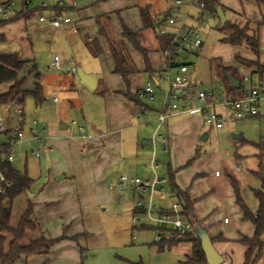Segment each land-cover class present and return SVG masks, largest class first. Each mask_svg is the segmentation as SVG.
<instances>
[{
	"label": "crops",
	"instance_id": "0c3cea01",
	"mask_svg": "<svg viewBox=\"0 0 264 264\" xmlns=\"http://www.w3.org/2000/svg\"><path fill=\"white\" fill-rule=\"evenodd\" d=\"M16 1L18 2V5H20V9L22 8V11L20 12L21 16H18L11 21H7V23L15 21L18 18L27 20L29 23L33 21L30 24L32 25L34 23L37 30L48 36L53 35V37L61 41L69 42L71 47L76 46L77 37L83 38L84 45V41L87 39L89 41H96L100 46L101 54L95 58L101 60L106 70L104 78L101 81L96 80L97 84L95 89L100 87L102 91L100 95L103 98V109L98 107V109L101 110L100 112L95 111L92 114V111H89L91 112L89 115L82 110V119L84 122L80 121L79 124L76 121L73 122V127H71L69 132L65 135V143L64 141L60 142L65 144L66 148H69L70 146H73V148L76 149L78 148V162L77 164H74L73 169L68 173L69 175H63L61 173L62 176H59L62 177V179L67 177L70 179L66 189L59 191V188H56L57 186L50 184L47 186V190L51 189L54 191L56 188L57 191L52 193L53 199H56L63 191H65L64 201L71 203L75 210L87 208L90 204L96 210H105L107 207L114 204V196L110 192L114 190L113 188L108 187V182H114L117 180L118 176L122 175L137 176L136 178L143 181H151L153 179H150L152 172L148 168L153 156V147L147 142L150 138L148 131L157 128V117L163 101L159 102L158 99L155 100L154 91L153 98L150 101L141 97L142 101L140 104L127 99L123 94L127 88L124 81L120 76L113 73L114 65L108 46L111 44L115 48L120 58L123 60L125 67L129 70V90L132 94L135 91H139L138 94L140 97L142 89L147 83L154 84L156 88H159L161 85L160 74L166 70V60L158 43V29L157 26H155L156 13L150 9V4H142L140 0H97L94 3L80 7L76 10L75 14L78 22L72 20L73 23L64 29L54 30L38 25L34 20L38 1L34 3L33 0V5L29 6L28 9L20 4L21 0ZM143 7H148L150 9L154 20L153 27L147 30H142V22L139 15V8ZM63 8L64 7L56 6L54 8V14L51 16L55 15V10H63ZM32 10L34 11L32 17L30 19H24L26 18H23L24 13ZM217 10L222 11V7L219 3ZM70 11L72 10L63 12L68 16ZM132 11L138 13V22H131L128 19ZM114 13L119 14V17L123 16L122 18L126 20L128 28L132 32L138 33L141 46L147 50L146 59L151 73L145 72L146 65L143 56L130 44V42L121 37V25L118 35H116L111 29L112 27L109 21V16H113L112 14ZM235 20L243 21L244 24L246 23V19L242 15H238V18ZM93 24H99L104 33V38L99 37L97 28L94 29ZM249 28L253 32L256 30L259 38V29L256 28L255 25L250 24ZM28 38V31L26 29L20 31L17 36L19 43L18 48L21 50L17 54L23 60H31L22 57V53L26 49L25 47L31 46V44H26ZM234 48L235 50L245 49L250 53L246 58L238 56L240 59L246 61L257 60L245 46ZM88 53L90 54L89 51ZM236 57L237 56H235V60L232 64L215 62V65L236 69L239 82L242 81V84L245 85L244 87L247 88L244 78L254 81L250 77L254 68L247 67L244 64L237 62ZM183 58H185V56H183ZM259 61L262 63L264 62L263 52H261L259 56ZM177 65H185L187 67L186 64ZM230 81L232 84L231 89H229L223 81L221 94L217 97L215 95L213 96L214 106L212 111L221 117H223V115H225V118L228 116V118L234 122L238 120L232 118L230 109L223 106V103L234 100V98L239 99L243 95L244 89L242 90L241 88H238V81H234V79H231ZM235 83L238 84V86H235ZM84 87L85 86L82 85L81 91H85ZM191 88H193V86L180 94L183 96H189L188 90ZM263 94L264 90L261 95ZM189 97H191V99L185 101V103L192 102V105L187 106V104H182L181 101H179L180 104H177L176 109L168 114L164 124L158 130V136L160 138L155 141V162L156 156L159 153H161L162 158L167 160V163L164 166L160 165L162 169L161 175L165 172L167 179L160 176L158 177L166 179L170 187L169 174L171 173L173 175V183L178 190L193 202L191 215L193 216L192 218L195 224V229L197 231L198 228H201L208 234L214 249L223 260L221 264L226 262L228 264H240L242 254V264H244L246 247L240 243V240L243 238H252L254 235V228L250 222L243 219V215L236 205L232 187L226 178V166L223 160V155L219 151L213 149H208L207 151H202V149H200V138L204 134L205 127H214L205 123L203 111L200 108L202 103L198 101L195 103L192 101L194 98L193 95ZM257 116L252 118H256ZM23 122L24 115L22 122H19V130L23 128ZM33 124H35V122ZM60 125H64L65 128L61 129ZM68 128L69 127L64 123L59 124V129L62 131L68 130ZM53 129L52 126V134L49 136L48 142L50 143V141H54L55 147H58L59 145L61 146L62 144L59 142V139H56L55 136H57V134H55ZM215 130L219 131V135H223L224 127ZM240 138L238 141L246 143L245 140H240ZM45 144H47V139ZM44 147H42L41 150H38L43 151L42 154L46 153ZM47 151L48 153H51L52 148L47 147ZM235 171H238V169L236 168ZM253 173L254 171L251 172V175L257 179ZM76 176H78V181H80L79 185H76L75 181H72ZM232 177L235 178L234 176ZM237 180V182L246 181V177L244 175H239ZM258 186V189H260V181L258 182ZM258 189H252V194L253 190ZM131 190L133 193H136L133 189ZM170 193L172 198L175 199V202H177L172 192ZM36 195L37 194L34 196ZM118 197L120 199L122 196ZM243 202L245 205L249 206L247 208L250 212L253 214L257 213L259 204L255 197L254 200H250V203H247L244 200ZM172 204L173 203L169 204L168 207L160 208L166 210ZM132 217L133 203L131 220ZM34 220L39 225L41 233L46 238L56 240L55 237L58 239L60 236L62 239L52 246L50 253L47 256H31L28 258H21L20 261L25 264H78L77 254L72 253V256L69 257L66 252L67 250H73L70 242L72 239H76L79 234L70 235V237L65 236L64 234L62 237L61 235H54L53 238H51L44 233L40 219L34 217ZM132 225L133 229L136 228L140 231H150L149 233L152 231L155 237L154 227L146 224L142 227H134L133 223ZM125 231L126 230L123 232L125 233ZM139 235H137V237L131 235V244H133V241L144 246L149 244V240H145L141 236L142 234ZM145 235L147 234H143V236ZM152 241L153 244H155L154 240ZM155 245L156 247L148 245L147 249L139 248L140 251H146L145 256L141 255L138 257L139 261L136 257L128 258L122 264H187V259L192 253V245L188 241L179 242L170 249H162L157 244ZM235 253L237 260H234ZM130 260L134 261V263L130 262Z\"/></svg>",
	"mask_w": 264,
	"mask_h": 264
},
{
	"label": "rangeland",
	"instance_id": "374dc122",
	"mask_svg": "<svg viewBox=\"0 0 264 264\" xmlns=\"http://www.w3.org/2000/svg\"><path fill=\"white\" fill-rule=\"evenodd\" d=\"M42 1L49 7L47 10L42 11V13L45 16H51L54 14V8L56 6H68L71 0H64L63 3H58L57 0ZM95 1L97 0H76V7L69 12L68 16H70L74 22H78L75 14L76 10L94 3ZM140 1L142 4L148 3L151 5L150 9L156 13L155 23H159L164 19L166 21L168 18L166 14L170 12L172 17H176L180 22L188 27H192L197 32L202 44L201 47L191 49L187 46L186 51L181 53L175 61L177 64L187 65V76L189 80L196 85L188 90L189 96L193 95L194 98L192 101L195 103L197 101L201 102L202 105L200 108H203L205 102L197 98L199 92L211 90L213 96L215 95L216 97L221 94L223 75L222 72L217 69L215 62L232 64L235 60V56L246 58L250 53L245 49L238 48L239 50H235L231 45L223 43L221 41L223 34L216 30V27L220 24L219 18L213 14L202 13L201 9L194 4H190V0H186L179 10L174 5V0ZM216 1L221 5L227 21L235 24L239 23L240 25H238L243 27L245 25L243 21L235 20L238 18V15H242L250 25H255L256 28L259 29L260 43L263 47L264 5L258 6L253 0ZM35 2H37V0H34V3ZM201 14L203 15L202 17ZM112 15L113 16H109L111 29L118 35L120 22H123L126 26L127 23L126 20L122 18L123 16L119 17L117 13ZM35 17L36 14H34V20ZM128 19L131 22H138V13L132 11ZM30 23L27 20L18 18L9 23L4 22V25L0 28V32L5 35V42L0 44L1 53H19L21 50L18 48L19 43L17 36L20 31H24L25 29L28 31L29 38L26 44H31V46L25 47L26 49L23 51L22 57L24 59L29 58L36 64L37 73L39 74L38 83L41 86L42 96V102L40 103H37L32 96L28 95L25 97L24 104L21 107L13 105L0 106V118L4 121L6 130L19 129L20 123L18 122V118L20 113H18V111H21L22 115H24V122L22 123L23 128L21 129L23 140L13 147L12 167L19 173L23 174L26 172L27 177L33 182L25 193L14 200L10 219L11 226L15 227L17 225L21 214L24 212L27 205L30 204L34 217L40 219L42 229L47 236L53 238L54 235H61L62 237L64 234L70 237V235L79 234L76 239H72L70 242L73 250H67L66 252L69 257L72 256V253H76L78 264H122L128 258L135 257L139 261L138 257L146 255V251H140L139 248L147 249L148 245L155 247L156 245L153 244L152 241L154 240V233L152 231L149 233L150 231L133 229L131 210L132 203L139 199L140 194L138 192L133 193L131 189H128L123 194L110 191L114 196V204L102 211L96 210L91 204L87 208H82L80 210L73 209L71 203L64 201L65 191L56 198H59L58 200L53 199L52 193L57 191L56 188H59V191L66 189L70 180L67 176V178L58 182H56L55 179L62 176V174L66 175L70 173L74 164L78 162V148H73V146L66 148L65 144H62L60 141H64L65 143V135L69 132L70 128L73 127L74 121L78 124L80 121L84 122L82 119V110L89 115V113H91L89 111H92V114L95 111L100 112L101 110H99L98 107L103 109V98L100 95L102 93L100 87L91 90L84 85L85 91H81L82 85L79 83L78 76L76 73L68 71L74 66L75 69H80L84 74L101 81L104 78L106 68L99 58H95L88 53L83 43V38L77 37L76 46L71 47L69 42L56 39L53 35L48 36L37 30L34 23L32 25ZM93 26L94 29L97 28L99 37L104 38V33H100L101 28L99 24H93ZM159 29L171 31V29L167 27L166 22H164ZM54 56L59 58L61 65L60 70H56L52 67ZM183 56H185V58H183ZM177 69L178 68L168 69L169 71L165 70L160 74V87L156 88L153 84L155 100L158 99L159 102L163 101V94L166 92L167 81L174 77ZM19 77L23 78L24 90H34L37 81L34 75L19 74ZM250 77L254 82H258L256 75L250 74ZM8 86L9 85L0 86V93L5 92ZM259 89L264 90V87H259ZM263 95H260L258 116L256 118H246L232 122L228 116L225 118V115H223V135H219V131L214 128L205 127L204 133H207L208 138L206 141L200 142V149H202V151L213 149L219 151L223 155L226 166V176H234L236 180L239 175H244L246 177V181L238 182V186L241 199L247 203H250V200H254L252 189H258L259 187V181L251 175V172L258 171L261 161L258 158L259 150L257 149V144L264 141ZM52 97H55L57 102H50ZM179 101H181L182 104H187V106L192 105V102L185 103L182 98L173 100L171 103L177 106V104H180ZM33 121L35 124H33ZM60 123L66 124L69 127L68 130H60ZM52 126L55 134H57L55 137L59 139V142L62 144L61 146L55 147L54 141L48 142V138L52 134ZM35 127L40 130L44 129V132H41L40 136L47 138V144L40 141H32L30 129ZM237 134H241L242 140H245L246 143L232 138V135ZM6 141V135L0 134V145H4ZM44 146L51 147L52 152L48 153V151H46V153L42 154L43 151H41L42 155L40 158L32 154L33 151L41 150ZM156 162L160 167V165L164 166L167 160L162 158L161 153H159L156 156ZM159 167L156 172L157 176L167 179L165 172L161 175L162 169ZM236 168L238 171H235ZM152 178L153 175L151 173L150 179ZM72 181H75L76 185L80 184L78 176L73 178ZM116 181L117 180L108 182V187L113 188ZM50 184L57 186L54 191L51 189L47 190V186ZM162 187L164 190V199L160 200L156 196L153 198V201L161 208L168 207L169 204L175 202V199L171 196L169 184L162 185ZM28 192L37 195L29 198ZM118 196L122 197L119 199ZM142 197L145 203H147L148 194L142 195ZM144 224L148 226L152 225L150 222H144ZM124 230H126L125 233L123 232ZM139 234H142L141 236L145 240H149V244L144 246L135 241L131 244V235L137 237ZM143 234L147 235L143 236ZM59 238L60 236L58 239ZM55 239L57 238L55 237ZM261 239L264 241V233ZM242 258L240 264H242ZM234 260H237L236 253ZM130 262L134 263L132 260H130ZM258 263L264 264V246ZM15 264L25 263L19 260ZM224 264L228 263L226 262Z\"/></svg>",
	"mask_w": 264,
	"mask_h": 264
},
{
	"label": "trees",
	"instance_id": "16d2710c",
	"mask_svg": "<svg viewBox=\"0 0 264 264\" xmlns=\"http://www.w3.org/2000/svg\"><path fill=\"white\" fill-rule=\"evenodd\" d=\"M199 1L203 3V8L201 9L202 13H209L216 16L218 3L215 0ZM253 1L258 6L264 5V0ZM33 13V10L28 11L24 13L23 17L31 18ZM170 14L171 13L168 12L166 17L170 16ZM139 15L142 22V30H147L153 27L154 20L148 7L139 8ZM19 16H21V13H19ZM164 22L165 19L156 23L155 26H157L158 31ZM3 23L4 22L0 21V28ZM120 25L121 37L130 42V44L143 56L146 65L145 72L151 73L146 59L147 50L141 46L138 33L132 32L123 22H120ZM216 30L223 34L221 39L223 43L229 44L232 47L245 46L250 50V52L256 57V61L242 60L238 56L236 57V61L247 67L254 68L251 75H256L258 82L256 83L249 80L252 84H259L262 82L264 80V62L262 63L259 61L261 45L258 38V32L256 30L254 32L251 31L249 28V22L247 21L245 25L241 27L238 24L231 23L227 20L224 23H220L216 27ZM100 31V33H102L101 29ZM157 38L161 50L164 51L170 42V38L162 36L160 33H158ZM4 42L5 36L0 32V44ZM84 42L86 48L93 57H98L101 54L100 46L96 41L85 39ZM108 49L113 60V73L120 76L127 87L123 92L124 96L127 99L140 104L142 98L139 97V91H135L132 94L129 90V70L125 67L123 60L111 44H109ZM170 66L173 68L177 66V64H171ZM216 67L222 72L223 81L229 89L232 88L231 79L238 81L239 89H246V87H244L245 85L242 84V81L239 82L236 69L219 65H216ZM19 74H32L35 76L37 81L34 90L27 91L23 89V78H20ZM38 81L39 74L37 73V66L32 60H23L17 53L0 52V86L9 85L5 92L0 93V106L13 105L21 107L24 104L25 97L28 95L32 96L37 103L42 102L41 86ZM235 99L236 98H234V100ZM9 131L11 130H7L3 134L7 135ZM240 140H242V138H240ZM257 149L259 150L258 158L261 161L258 171L253 173V175L260 181V189L253 190V195L259 204L256 214L250 212L241 199L237 180L232 176H226L232 187L236 205L242 213L243 219L250 222L254 228V235L252 238H243L240 240V243L246 247L244 264H259L258 260L260 259L264 246V241L261 239L264 233V141L257 144ZM2 167L7 170L6 177L11 182L12 186L6 189L3 193H0V264H15L21 258H28L31 256H47L50 253L52 246L62 238L56 240L48 239L41 233L39 225L34 220L30 204L27 205L26 209L21 214L17 225L15 227L11 226L10 219L13 202L17 197L25 193L33 182L27 177L26 173L22 174L17 172L12 167V163L8 162L6 159L2 163ZM169 176L171 192L182 208L181 215L184 218H187L192 223V228L196 230L192 218L193 216L191 215L193 202H191L189 198L175 186L173 183V175L170 173ZM163 211L164 210L160 208L158 214H161ZM186 241L190 242L192 245V253L187 259V264H206L200 241L198 239H188ZM178 243L179 241H170L167 243H161L158 246L162 249H170Z\"/></svg>",
	"mask_w": 264,
	"mask_h": 264
},
{
	"label": "built area",
	"instance_id": "2783aa9c",
	"mask_svg": "<svg viewBox=\"0 0 264 264\" xmlns=\"http://www.w3.org/2000/svg\"><path fill=\"white\" fill-rule=\"evenodd\" d=\"M37 10L35 21L38 25L45 26L54 30H61L73 23L72 19L64 14L63 11L74 10L76 7V0H71L70 4L65 5L63 10H55L54 16H45L42 11L47 10L48 5L42 1L37 0ZM186 0H174V5L179 10ZM26 9L33 5V0H21ZM191 5H195L199 9L203 8V3L199 0H190ZM16 0H0V21H11L19 16L22 11ZM202 17V15H201ZM167 27L171 31L159 30L162 36L170 38V42L166 49L163 51L166 60V71L168 69L178 68L172 79L167 81L166 92L163 95V102L161 110L157 117L158 126L156 129L149 130V140L147 141L153 147V156L148 168L153 173V179L151 181H143L134 176H119L113 190L123 194L128 189H133L138 192L139 199L133 202V217L132 223L134 226L142 227L144 222H150L155 229V244L167 243L170 241H186L190 239H198L197 232L192 228V223L181 215L182 208L178 202L173 203L168 209L164 210L161 214H158L160 207L153 201L156 196L160 200L164 199V190L162 185L167 183L166 179L157 176L156 171L159 164L155 162V141L160 138L158 136V130L164 124L169 113H172L176 109V105L171 103L173 100L182 98L184 101L191 99L189 96H183L180 93L190 87H195V83L189 80L187 76V68L185 65H177L171 68V64H176V58L181 53L186 51L187 46L191 49H197L200 47L201 42L197 32L188 27L184 23L180 22L176 17L168 16L166 19ZM52 67L56 70L61 69L60 61L57 56L53 57ZM68 72L76 73V69L73 66ZM247 88L243 91V95L236 100L226 101L223 106H226L231 111V116L234 120H242L246 118H252L258 115V102L264 87V81L259 84H252L248 78H244ZM140 97L146 98L150 101L153 98V85L147 83L140 94ZM197 98L205 102V106L201 108L203 111L204 121L206 124L213 126L215 129H221L223 127V118L212 111L214 106L213 93L211 90L207 92H199ZM50 102H57L55 97L50 99ZM19 122L23 120L21 111ZM7 130L5 129V123L0 118V134H3ZM39 128H33L30 130L31 139L36 141H43L45 143L46 137H41ZM7 141L4 145H0V193H3L6 189L12 186L11 182L7 179V170L2 167V163L5 159L12 163L13 161V147L22 142L23 134L21 130H11L6 135ZM47 151V147H44ZM32 154L36 157H40L41 151H33ZM148 194V201L145 203L142 195Z\"/></svg>",
	"mask_w": 264,
	"mask_h": 264
},
{
	"label": "water",
	"instance_id": "95a60500",
	"mask_svg": "<svg viewBox=\"0 0 264 264\" xmlns=\"http://www.w3.org/2000/svg\"><path fill=\"white\" fill-rule=\"evenodd\" d=\"M57 2L63 3L64 0H57ZM217 16L219 17L221 23H224L226 21L225 16L221 10H217ZM261 52L264 53V47H261ZM76 75L78 76L79 83L81 85H85L91 90H94L96 88L97 81L94 77L84 74L80 69L76 70ZM235 86H238V84L235 83ZM60 128L64 129L65 126L60 125ZM207 137H208L207 133H204L201 136L200 140L206 141ZM240 137H241V134L232 135V138L234 140H238ZM60 179H62V177L56 178V181H59ZM33 196H34L33 194H30L28 192L29 198ZM196 232H197L198 240L200 241V244H201V248H202V251L205 257L206 264H221L223 260L221 256L218 254V252L214 249L211 239L208 236V234L201 228H198Z\"/></svg>",
	"mask_w": 264,
	"mask_h": 264
}]
</instances>
